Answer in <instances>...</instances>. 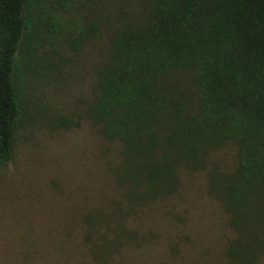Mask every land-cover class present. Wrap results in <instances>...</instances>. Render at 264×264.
Returning <instances> with one entry per match:
<instances>
[{
  "label": "trees",
  "instance_id": "1",
  "mask_svg": "<svg viewBox=\"0 0 264 264\" xmlns=\"http://www.w3.org/2000/svg\"><path fill=\"white\" fill-rule=\"evenodd\" d=\"M73 3L57 0L54 9L45 0H0V164L12 159L15 134L29 113L37 49L83 45L94 31L93 23L67 25L60 11ZM181 71H189L198 93L194 113L164 82ZM98 77L87 113L106 138L123 143L148 196L172 192L179 164L227 141L237 145L236 168L220 181L235 233L227 256L232 264H258L264 256V0H151L147 22L113 35ZM122 233L118 221L89 219L81 260L89 254L94 264H112Z\"/></svg>",
  "mask_w": 264,
  "mask_h": 264
},
{
  "label": "rangeland",
  "instance_id": "2",
  "mask_svg": "<svg viewBox=\"0 0 264 264\" xmlns=\"http://www.w3.org/2000/svg\"><path fill=\"white\" fill-rule=\"evenodd\" d=\"M150 2L74 0L60 11L63 19L78 29L93 23V33L83 45L46 43L35 52L29 113L12 159L0 164V264H94L79 250L89 246L82 243L89 219L123 227L112 264H232L227 249L235 233L220 181L236 168L237 145L227 141L179 164L172 192L151 197L123 143L106 138L87 113L113 35L147 22ZM164 82L186 111H197L189 71Z\"/></svg>",
  "mask_w": 264,
  "mask_h": 264
}]
</instances>
